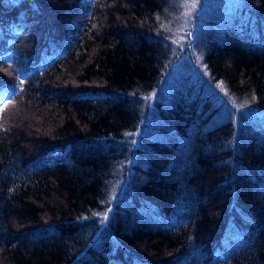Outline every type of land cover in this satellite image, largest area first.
Instances as JSON below:
<instances>
[{
    "label": "trees",
    "instance_id": "obj_1",
    "mask_svg": "<svg viewBox=\"0 0 264 264\" xmlns=\"http://www.w3.org/2000/svg\"><path fill=\"white\" fill-rule=\"evenodd\" d=\"M202 3L0 0V264H264V0Z\"/></svg>",
    "mask_w": 264,
    "mask_h": 264
},
{
    "label": "rangeland",
    "instance_id": "obj_2",
    "mask_svg": "<svg viewBox=\"0 0 264 264\" xmlns=\"http://www.w3.org/2000/svg\"><path fill=\"white\" fill-rule=\"evenodd\" d=\"M202 2H203V0H200L201 4L198 3L197 7L195 9H193L192 5L196 4L197 0H188V5L186 6V9L184 11V14H185L184 22H185V24L191 23L195 13L198 15L200 9L205 5V3L203 4ZM199 4H200V6H199ZM187 29L188 28H186L185 30H187ZM185 30L183 31L182 34L179 33L178 37L176 38V42L174 43L175 54L178 56L177 57L178 59L176 62L171 64L170 72H169V74H167L166 78L164 79L162 91H165L164 90L165 85L170 84V82L173 81V79L176 76L187 75V74H189L187 72H191V70H193V69H195L196 71L199 70V68L197 67V58L193 56L192 52H190V43H189V38L187 36V33H189V32L192 33L193 29L191 28L190 30H187V31H185ZM180 31H182V30H180ZM155 97H156V93H154L152 95V97L150 98L151 104H152V101L155 99Z\"/></svg>",
    "mask_w": 264,
    "mask_h": 264
},
{
    "label": "snow or ice",
    "instance_id": "obj_3",
    "mask_svg": "<svg viewBox=\"0 0 264 264\" xmlns=\"http://www.w3.org/2000/svg\"><path fill=\"white\" fill-rule=\"evenodd\" d=\"M198 3H199V0H197L196 4L192 5V8L195 9L197 7ZM187 36L189 38V43H190L191 42V37L193 36V33L189 32V33H187ZM165 39H167V37H165ZM175 42L176 41L174 40L173 43H175ZM25 75H26V73H25ZM17 79H19L20 84H23L24 81H23L22 78H20L19 75H18ZM220 83L222 84L223 82L221 81ZM21 91H22V89H21ZM223 91H225V95H227V91L226 90H223ZM16 94H17V92H16V86L15 85H9L7 83H0V104H4L6 106L7 102H9L12 99H14V96ZM145 99H150V97H145ZM219 100H220V103L225 105V113L230 115V110L227 108L228 101L225 100L223 97H219ZM242 107H245V106H242ZM136 143L137 142L135 140L132 141V144L135 145ZM108 211H110V209ZM108 211H106V212H104L102 214L103 215V219L101 220V224H103L104 221L107 220ZM93 215H97V213H93ZM83 219H89V217H83Z\"/></svg>",
    "mask_w": 264,
    "mask_h": 264
}]
</instances>
